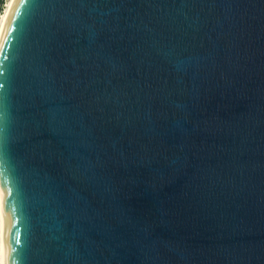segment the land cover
<instances>
[{"label":"water","instance_id":"obj_1","mask_svg":"<svg viewBox=\"0 0 264 264\" xmlns=\"http://www.w3.org/2000/svg\"><path fill=\"white\" fill-rule=\"evenodd\" d=\"M0 190L6 264H264V0H16Z\"/></svg>","mask_w":264,"mask_h":264},{"label":"bare ground","instance_id":"obj_2","mask_svg":"<svg viewBox=\"0 0 264 264\" xmlns=\"http://www.w3.org/2000/svg\"><path fill=\"white\" fill-rule=\"evenodd\" d=\"M16 0H9L5 11L0 18V44L6 28L7 21ZM0 264H6V219L4 213L3 199L0 190Z\"/></svg>","mask_w":264,"mask_h":264},{"label":"trees","instance_id":"obj_3","mask_svg":"<svg viewBox=\"0 0 264 264\" xmlns=\"http://www.w3.org/2000/svg\"><path fill=\"white\" fill-rule=\"evenodd\" d=\"M6 4H7V0H0V17L2 16L5 10Z\"/></svg>","mask_w":264,"mask_h":264},{"label":"rangeland","instance_id":"obj_4","mask_svg":"<svg viewBox=\"0 0 264 264\" xmlns=\"http://www.w3.org/2000/svg\"><path fill=\"white\" fill-rule=\"evenodd\" d=\"M9 0H7V3H8ZM5 11V10H4ZM4 13V12H3ZM1 18V17H0Z\"/></svg>","mask_w":264,"mask_h":264}]
</instances>
